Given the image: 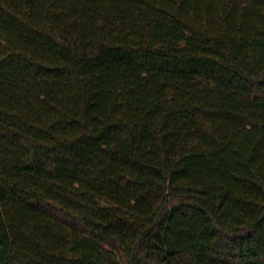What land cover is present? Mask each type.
Returning a JSON list of instances; mask_svg holds the SVG:
<instances>
[{
    "label": "trees",
    "instance_id": "1",
    "mask_svg": "<svg viewBox=\"0 0 264 264\" xmlns=\"http://www.w3.org/2000/svg\"><path fill=\"white\" fill-rule=\"evenodd\" d=\"M0 264H264V0H0Z\"/></svg>",
    "mask_w": 264,
    "mask_h": 264
}]
</instances>
